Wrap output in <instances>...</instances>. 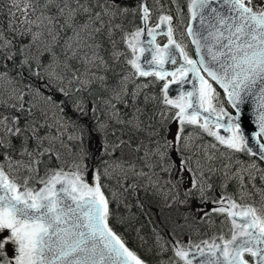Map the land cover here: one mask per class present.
Wrapping results in <instances>:
<instances>
[{
    "label": "snow or ice",
    "instance_id": "snow-or-ice-1",
    "mask_svg": "<svg viewBox=\"0 0 264 264\" xmlns=\"http://www.w3.org/2000/svg\"><path fill=\"white\" fill-rule=\"evenodd\" d=\"M172 3L149 27L147 0H0V264H264V0H187L198 59ZM137 212L159 260L117 229ZM213 214L227 237L178 239Z\"/></svg>",
    "mask_w": 264,
    "mask_h": 264
},
{
    "label": "rangeland",
    "instance_id": "rangeland-1",
    "mask_svg": "<svg viewBox=\"0 0 264 264\" xmlns=\"http://www.w3.org/2000/svg\"><path fill=\"white\" fill-rule=\"evenodd\" d=\"M149 2H150V6L152 8V16L155 17L156 14L159 12H167V13H170L175 18V16H176V5H174L172 3V0H159V4L156 3V0H149ZM132 27L133 26L130 25L129 30H131ZM181 34H183V35H181ZM176 39L181 41L184 45L187 46L186 48H188V44H187L185 34H184V24H179V23L176 24ZM148 80H153V79H148ZM143 81L141 80V82H143ZM221 102L224 105L222 98H221ZM37 106H38V108L43 107V101L37 100ZM189 131L193 132L196 143L201 145V148L198 151H199L200 156L203 157L204 146L205 145H211V144L215 143V141H213L209 136H206L202 133H199L198 129H194V128L190 127ZM209 150L211 151V149H209ZM240 159L247 161L249 158H243L240 155ZM257 183H259V182L257 181ZM257 199H258V197H257ZM238 201L240 203L251 202L250 200H247V199L246 200H239L238 199ZM169 214L172 215V213H168L167 215H169ZM213 216L216 217V219L214 217H211L210 221L208 219H206L203 222L204 225L208 228V233H210L208 235V237L212 236L211 233H214V232H216L217 235L220 234L221 232H223L224 235L227 237L229 235V233H228V227L229 226H228V223L225 221V217L221 216V215H216V214H213ZM155 217L159 218L158 216H155ZM218 224H219V226H218ZM194 228H195V226L192 229V231H193L192 232V238H191L192 241H195L198 238H204L205 237L204 233L201 232V230L198 227H196L195 229Z\"/></svg>",
    "mask_w": 264,
    "mask_h": 264
},
{
    "label": "trees",
    "instance_id": "trees-1",
    "mask_svg": "<svg viewBox=\"0 0 264 264\" xmlns=\"http://www.w3.org/2000/svg\"><path fill=\"white\" fill-rule=\"evenodd\" d=\"M154 91V89H152ZM155 92V91H154ZM141 198H143V192L140 193ZM113 208H115V205H113ZM121 212H123V206H121L120 209ZM133 211H136L133 209ZM169 212L165 210L164 213H160L159 209L157 207L152 208V219L156 220L158 216L160 220L163 219L164 216H167ZM119 214V213H118ZM127 214V213H125ZM138 216L137 222L132 226V229L129 230L127 225H117V229L120 231V233L124 236V238L128 241V246L136 250L140 255L145 256L147 259L152 261L153 259L159 260V257H153L152 254H149L146 252L147 246H141L140 241L137 239V234L135 229H141V235L149 236L151 234V230L156 225L153 222H150V218L148 215H142L139 212L136 213ZM175 211L173 210L172 215H174ZM191 229V228H190ZM189 228H186L182 233L179 234L178 239H180L182 242L188 237V233L191 232ZM165 237L169 239V236L167 232L162 233ZM167 256V255H166Z\"/></svg>",
    "mask_w": 264,
    "mask_h": 264
},
{
    "label": "water",
    "instance_id": "water-1",
    "mask_svg": "<svg viewBox=\"0 0 264 264\" xmlns=\"http://www.w3.org/2000/svg\"><path fill=\"white\" fill-rule=\"evenodd\" d=\"M194 23H195V22H194ZM158 31H159V30H158ZM186 34H187V33H186ZM158 36H160V35H157V37H158ZM157 37H156V38H157ZM187 37H188V36H187ZM142 39H147V37H146V36H145V37H142ZM188 39H189V38H188ZM189 42H190V45H191V48H192V51H193V55H194V57H192V58H193V59H198V57H197L196 54H195V46L191 44L190 39H189ZM166 43H167V42H166ZM166 43H165V44H166ZM161 47H163V46H161ZM205 59L207 60V59H209V58L206 56ZM174 67H175V66L170 65V64H166V65H165V68H166L167 70H169V71L173 70ZM202 74H204V73L202 72ZM205 75H206V74H205ZM171 78H172V77H171ZM216 86L219 88L218 85H216ZM162 87H163V85H162ZM169 88H170V93H169L170 96L175 97V96L178 95L179 91H181V90H183V91H189V90H191V89H192V84L189 83V84L184 85L183 89H181V88H180V85H178V84H171V85L169 86ZM219 89H220V88H219ZM220 90L223 92L222 89H220ZM225 101L227 102L226 99H225ZM229 107H230V109H231V112H230L229 110H227V109H225V110H226L228 113H230L231 115H235V110L232 109L230 105H229ZM251 108H252V104H251V102H249V103L247 104V116H250V115H251ZM247 116H246V123H245V126H246V128H248L249 131H251V130H252V126L247 124ZM220 134H221V135H227V133H225V132L223 131V129L220 130ZM212 138H213V137H212ZM213 139H214V138H213ZM263 166H264V165H263Z\"/></svg>",
    "mask_w": 264,
    "mask_h": 264
}]
</instances>
